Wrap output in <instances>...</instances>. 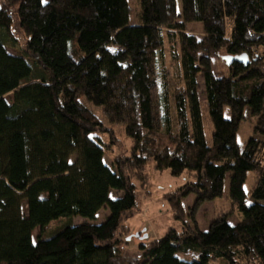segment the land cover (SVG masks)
<instances>
[{"label":"trees","instance_id":"16d2710c","mask_svg":"<svg viewBox=\"0 0 264 264\" xmlns=\"http://www.w3.org/2000/svg\"><path fill=\"white\" fill-rule=\"evenodd\" d=\"M135 1L130 23L128 0H0V264H116L117 234L137 205L131 173L149 161L187 173L166 197L182 230L140 242L125 264H264V138L236 139L251 119L264 136V0ZM192 23L200 37L186 32ZM240 54L247 63L222 59ZM86 102L123 127L130 155L105 163V131ZM227 174L240 218L189 227L183 198L195 196V222ZM102 208L101 223L46 232Z\"/></svg>","mask_w":264,"mask_h":264},{"label":"rangeland","instance_id":"374dc122","mask_svg":"<svg viewBox=\"0 0 264 264\" xmlns=\"http://www.w3.org/2000/svg\"><path fill=\"white\" fill-rule=\"evenodd\" d=\"M131 7V15L129 22L134 23V9L136 5L135 0H128ZM186 32L194 34L197 37L202 35L201 25L197 23L187 24ZM18 34L19 40L21 35ZM13 52L12 49H9ZM165 61L166 66L170 68V55L169 47L165 39ZM171 69V68H170ZM213 69H217V61H213ZM171 72V71H170ZM199 95L202 96V82L199 78ZM86 106L99 118L102 123V128L105 131L100 133L103 141L106 144V150L104 155V161L108 165H111L117 159L122 160L126 156L130 155L131 141L125 135L124 129L120 125H113L107 122L105 115L101 108L94 106L93 104L86 102ZM225 117H229L227 111L224 113ZM254 120H246L240 125L236 139L238 144H243L250 137L264 138V136L257 134L253 131ZM132 181L136 187L137 205L135 208L125 216L123 221V229L117 234V239L120 242V257L116 260V264H125L128 261L136 259L140 253L138 244L140 242L149 243L153 239L161 237L169 228H174L177 231L182 230V222L176 218L177 211H174L171 204L166 199L167 194L174 192L180 187L186 179H188L187 173L180 176H173L169 170H156L152 162H148L142 169L141 173H131ZM228 181L229 174H227L223 189V194L212 201H206L202 203L194 214V220L189 217L195 201L194 195H189L183 198V217L186 219L189 227L194 228L195 226L201 230L206 231L209 227L210 222L219 214L229 213V223H235L239 218L240 214L233 207L231 200L228 197ZM255 173L254 171H248L246 181L244 183V191L248 194L254 184ZM121 193L113 191L111 198L119 196ZM109 211L107 208H102L95 216L94 219L84 218L81 216H74L70 219H58L51 222L46 227V232L51 233L56 229L64 225L65 223L72 222L73 224H79L87 222L91 224L101 223L105 220L106 215ZM39 227L33 230V238L39 233ZM137 232L140 236L147 234L146 238H137L133 234ZM131 236L130 239H127ZM211 264H225V260L219 258L211 261Z\"/></svg>","mask_w":264,"mask_h":264},{"label":"water","instance_id":"95a60500","mask_svg":"<svg viewBox=\"0 0 264 264\" xmlns=\"http://www.w3.org/2000/svg\"><path fill=\"white\" fill-rule=\"evenodd\" d=\"M222 59L225 61L226 65H230L232 64V62L234 61H238L240 63H247V56L245 54H240V55H236V56H232V55H223ZM134 237L137 238H146L147 234H143L142 236H140V233L137 232L136 234H133ZM131 236H129L127 239H130Z\"/></svg>","mask_w":264,"mask_h":264}]
</instances>
